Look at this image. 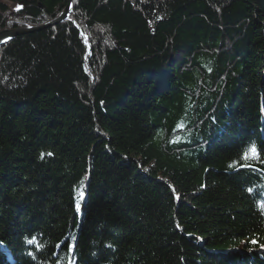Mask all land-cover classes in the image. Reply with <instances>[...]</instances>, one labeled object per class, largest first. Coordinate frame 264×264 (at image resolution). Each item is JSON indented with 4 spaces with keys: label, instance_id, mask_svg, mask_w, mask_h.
<instances>
[{
    "label": "trees",
    "instance_id": "1",
    "mask_svg": "<svg viewBox=\"0 0 264 264\" xmlns=\"http://www.w3.org/2000/svg\"><path fill=\"white\" fill-rule=\"evenodd\" d=\"M13 1L0 32L69 3ZM260 245L264 0H73L0 45V264H264Z\"/></svg>",
    "mask_w": 264,
    "mask_h": 264
},
{
    "label": "water",
    "instance_id": "2",
    "mask_svg": "<svg viewBox=\"0 0 264 264\" xmlns=\"http://www.w3.org/2000/svg\"><path fill=\"white\" fill-rule=\"evenodd\" d=\"M72 2L73 0H69V3L67 5V7L61 12V14L57 17H55L54 19L41 24V25H29V26H25V27H19V28H14V29H4L0 32V45L5 43L6 41H8L9 39L21 34V33H25L28 31H33L36 29H40L52 24H56L59 23L63 20H65L66 18L69 17L71 11H72Z\"/></svg>",
    "mask_w": 264,
    "mask_h": 264
},
{
    "label": "rangeland",
    "instance_id": "3",
    "mask_svg": "<svg viewBox=\"0 0 264 264\" xmlns=\"http://www.w3.org/2000/svg\"><path fill=\"white\" fill-rule=\"evenodd\" d=\"M3 1L6 2L9 6H11L14 9H19L21 7L19 3H16L13 0H3Z\"/></svg>",
    "mask_w": 264,
    "mask_h": 264
},
{
    "label": "snow or ice",
    "instance_id": "4",
    "mask_svg": "<svg viewBox=\"0 0 264 264\" xmlns=\"http://www.w3.org/2000/svg\"><path fill=\"white\" fill-rule=\"evenodd\" d=\"M252 151L255 153L256 149H255V145H253L252 147ZM253 244H256L257 242L255 240L252 241ZM260 247H264V245H260Z\"/></svg>",
    "mask_w": 264,
    "mask_h": 264
}]
</instances>
